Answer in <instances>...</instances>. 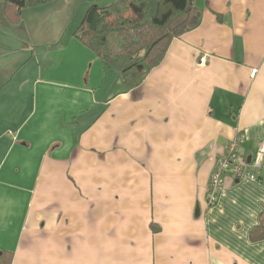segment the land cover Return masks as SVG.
I'll use <instances>...</instances> for the list:
<instances>
[{
	"label": "crops",
	"instance_id": "0c3cea01",
	"mask_svg": "<svg viewBox=\"0 0 264 264\" xmlns=\"http://www.w3.org/2000/svg\"><path fill=\"white\" fill-rule=\"evenodd\" d=\"M4 2L0 264H264V159L207 202L230 142L252 163L264 140V0H190L198 25L129 90L61 7Z\"/></svg>",
	"mask_w": 264,
	"mask_h": 264
},
{
	"label": "trees",
	"instance_id": "16d2710c",
	"mask_svg": "<svg viewBox=\"0 0 264 264\" xmlns=\"http://www.w3.org/2000/svg\"><path fill=\"white\" fill-rule=\"evenodd\" d=\"M51 1L5 0L4 15L13 21L12 15ZM199 18L190 0H112L107 7L88 8L73 36L129 90L142 84L161 63L171 41L195 28ZM251 236L264 237V214Z\"/></svg>",
	"mask_w": 264,
	"mask_h": 264
},
{
	"label": "built area",
	"instance_id": "2783aa9c",
	"mask_svg": "<svg viewBox=\"0 0 264 264\" xmlns=\"http://www.w3.org/2000/svg\"><path fill=\"white\" fill-rule=\"evenodd\" d=\"M11 136V133H7ZM1 137V135H0ZM14 139V137H13ZM242 140V136L230 142L228 149L224 155H221L215 160V168L210 177L209 186L207 190V202L213 203L222 190L224 184V175L230 173L236 179H250L255 180V176L249 173H244L243 169L251 166L254 169L261 167L264 159V140L261 141L253 162L247 163L239 154L238 147Z\"/></svg>",
	"mask_w": 264,
	"mask_h": 264
},
{
	"label": "rangeland",
	"instance_id": "374dc122",
	"mask_svg": "<svg viewBox=\"0 0 264 264\" xmlns=\"http://www.w3.org/2000/svg\"><path fill=\"white\" fill-rule=\"evenodd\" d=\"M112 0H53L51 2H46L42 5H46L48 7L51 8H56V10H58L59 7H61L62 10V16L58 17V14L54 15H50L51 17H54L53 19H51V23H58L60 22L59 18H64L62 21V35H64V39L69 37L70 35H72L71 33V27L70 26L69 29L68 27H66V22H69L70 20L76 24V21H78L77 26L80 24V22L82 21V18L86 12V10L88 8H90L91 6H97L99 8H104L109 6V4H111ZM50 8V9H51ZM82 11H84L83 16H82ZM66 21V22H65ZM73 31V30H72ZM63 39V41H64ZM44 51L45 55L47 56V59H50V55L48 54L49 52V48L46 47ZM66 51L63 50L61 52V54H65Z\"/></svg>",
	"mask_w": 264,
	"mask_h": 264
},
{
	"label": "water",
	"instance_id": "95a60500",
	"mask_svg": "<svg viewBox=\"0 0 264 264\" xmlns=\"http://www.w3.org/2000/svg\"><path fill=\"white\" fill-rule=\"evenodd\" d=\"M250 162V159H247V163H249Z\"/></svg>",
	"mask_w": 264,
	"mask_h": 264
}]
</instances>
